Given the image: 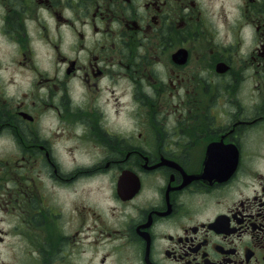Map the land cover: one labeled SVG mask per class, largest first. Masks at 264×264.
Instances as JSON below:
<instances>
[{
    "label": "flooded vegetation",
    "instance_id": "1",
    "mask_svg": "<svg viewBox=\"0 0 264 264\" xmlns=\"http://www.w3.org/2000/svg\"><path fill=\"white\" fill-rule=\"evenodd\" d=\"M222 1L0 0L3 39L77 45L53 77L20 61L39 91L0 88L19 155L0 160V264H264V167L246 158L264 139V0ZM54 134L85 161L66 168ZM107 175L103 197L73 189Z\"/></svg>",
    "mask_w": 264,
    "mask_h": 264
},
{
    "label": "rangeland",
    "instance_id": "2",
    "mask_svg": "<svg viewBox=\"0 0 264 264\" xmlns=\"http://www.w3.org/2000/svg\"><path fill=\"white\" fill-rule=\"evenodd\" d=\"M204 1H205L204 7L207 8V6H209L208 8L209 13L214 12L216 15H219L221 13L219 11L220 8H222L221 5L224 1L216 0L212 4H210L208 0H204ZM225 6L226 7L228 6L227 2L225 3ZM65 31H66V35L64 34L63 39H61V37L58 35L56 36V32H54L53 34L51 33V37L48 36V38L46 39L39 40L36 39L37 37L35 35H33L31 42H21V43L10 42L8 40L3 39L0 36V69L3 68L6 69L5 74L4 73L2 74L1 72V76L3 78L1 82L4 81L3 82L4 85L0 84V88L2 89V91L14 97L18 93H23L24 90H27V85L31 82L32 84L34 83L33 87L37 84L34 87V90L39 91L40 84L38 82H40L41 79L39 77L37 78L36 73H32V72L26 73L25 71L26 67L20 64V61L25 58V65L27 64L33 67L34 70H36L35 72L37 71L41 73L49 72L50 77H53L54 72L57 71L58 68H60L59 61L57 59L59 54L62 55H65L67 53L74 54V52L77 51V45L72 46L75 37L71 35L70 31L68 30ZM64 39L66 41H63ZM19 44L23 46L22 50L26 52L25 57L21 55V52L19 50L20 49ZM19 97L21 96H16V98ZM43 123L46 127L50 125L53 129L57 127L56 122L52 123L51 121H44ZM263 128L264 127L258 128L257 132H261L262 134H264ZM51 137H53L54 140L59 141L58 157L60 160H62L66 168L69 167L70 161L73 160V157H76L77 161L78 160L85 161V157L81 154V152H76L75 154L70 155L66 151L65 147H63L64 146L63 141L65 139L62 138L61 134L58 135L54 134V136ZM11 145L12 144H10L8 141L4 139H0V160L6 159L5 161H7V159L13 158L10 161H14L19 157L17 153L16 154L18 155V157H15L16 155L13 153ZM256 149L257 152L248 153L246 155V158H250L251 160L254 161L256 160L257 169L262 170L264 167V139L258 142V145L256 144ZM26 166L30 168V170L26 172L28 176L35 177L36 179H38V182H39V178H45V174L42 171L43 168L40 163L36 164L33 167H29L28 164H26ZM18 175L20 176V172L18 173ZM12 176L13 175H11V177ZM99 178H100L99 181L90 183V185L83 183L82 185L73 187V189H76L78 193L82 195L83 198L91 193L97 194L99 197H103L110 190V182L108 180L109 175L100 176ZM43 183H45V180L43 181ZM72 191L73 190L70 189L66 191L67 194L66 197L68 200L74 199V191L73 194Z\"/></svg>",
    "mask_w": 264,
    "mask_h": 264
}]
</instances>
